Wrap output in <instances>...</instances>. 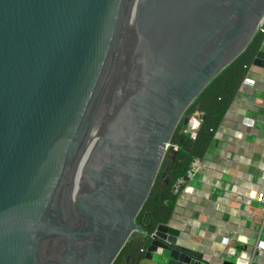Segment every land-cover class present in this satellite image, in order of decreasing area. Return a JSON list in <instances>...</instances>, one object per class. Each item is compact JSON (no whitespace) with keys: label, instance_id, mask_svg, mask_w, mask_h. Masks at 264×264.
<instances>
[{"label":"water","instance_id":"1","mask_svg":"<svg viewBox=\"0 0 264 264\" xmlns=\"http://www.w3.org/2000/svg\"><path fill=\"white\" fill-rule=\"evenodd\" d=\"M263 20L264 0H0V264H113L133 233L153 264H238L136 218Z\"/></svg>","mask_w":264,"mask_h":264},{"label":"crops","instance_id":"2","mask_svg":"<svg viewBox=\"0 0 264 264\" xmlns=\"http://www.w3.org/2000/svg\"><path fill=\"white\" fill-rule=\"evenodd\" d=\"M256 71L261 75L264 69ZM257 90L264 91V83ZM246 91L238 95L239 102L252 92ZM254 95L251 108H246L236 120L226 114L218 135L220 146L209 165L211 170L200 173L196 184L192 179L185 186L173 218L174 224L183 229L184 236L197 249L209 257L240 264H264V249L257 247L258 241L264 240L263 202L246 197L250 190L264 187L257 165V158L264 153V97ZM244 116L255 120V126L245 132L240 130L244 127ZM225 174L230 176L229 181L223 179ZM224 237L230 238L227 246L222 242ZM142 264L152 263L144 258Z\"/></svg>","mask_w":264,"mask_h":264},{"label":"trees","instance_id":"3","mask_svg":"<svg viewBox=\"0 0 264 264\" xmlns=\"http://www.w3.org/2000/svg\"><path fill=\"white\" fill-rule=\"evenodd\" d=\"M262 35L257 33L246 50L220 72L187 108L184 116L202 112L201 125L195 139L185 131L184 120L179 123L172 143L178 149L169 148L155 180L152 191L139 212L136 221L154 231L158 224L174 218L180 191L175 190L179 178L186 176L196 157H203L215 141V132L222 124L232 102L236 99L246 67L252 64L261 47ZM149 239L133 233L113 264H141L145 258Z\"/></svg>","mask_w":264,"mask_h":264},{"label":"built area","instance_id":"4","mask_svg":"<svg viewBox=\"0 0 264 264\" xmlns=\"http://www.w3.org/2000/svg\"><path fill=\"white\" fill-rule=\"evenodd\" d=\"M259 34L262 35V41L261 44L263 43L264 40V20L262 21V23L259 26ZM247 71L245 76L243 77L240 87H239V92L238 95L240 94V92H244L247 93L246 90L251 89L252 92L250 93L248 98H244V100H242L241 102H239L236 99L232 102L229 110L227 111V115L232 116V118H236L243 115L244 111L246 110V108H251L252 106V102H251V98H253V96H255V91L257 90V87L260 83H264V75L263 73H256V69L260 68L257 67L253 64H250L248 66H245ZM201 115L202 112L200 111H196L193 114H191L188 118V122L185 126V131L190 135L191 138L195 139L197 136V132L199 130V127L201 125ZM244 125L243 129H240L242 131H247L250 130L251 128H253L255 126V120L254 119H250L248 117L243 118V123ZM222 124L219 126V128L216 130L215 132V141L211 144V146L208 148L206 154L203 157H196L192 163L190 164V167L187 171L186 176H183L181 178H179L178 182L175 185V190L178 192L180 191V194L182 193V191L184 190L185 186L192 180L194 179L197 174L200 173H204L207 172V170H211V167H209V165L212 163V161L216 158L215 152L216 149L218 147V145L220 146V141H219V133L221 130ZM170 148H174L175 150L178 149V145L174 144L171 142ZM258 159V169L260 170V175L262 177V179L264 178V153H261V157L257 158ZM240 162H243L242 160H239ZM248 199L252 200V199H257L263 202V206H262V210L264 211V187L262 190H256V189H252L248 192L247 196ZM230 238L229 237H224L222 242L224 243L225 246H227L229 244ZM257 247L260 249H264V240H259ZM147 249H141V251L146 252ZM240 264V263H238ZM248 264H251L250 262Z\"/></svg>","mask_w":264,"mask_h":264},{"label":"rangeland","instance_id":"5","mask_svg":"<svg viewBox=\"0 0 264 264\" xmlns=\"http://www.w3.org/2000/svg\"><path fill=\"white\" fill-rule=\"evenodd\" d=\"M263 73H264V72H263ZM255 93H256V96H258L260 99H262V98L264 97V91L256 90ZM248 115H251V113L249 112ZM185 126H186V125H185ZM185 126H184V128H185ZM249 139L252 140V141L255 140V138H253V137H249ZM167 153H168V152H167ZM253 161H254V160H253ZM253 164L256 165L257 162L254 161ZM200 176H201L200 174H197V176L194 178V180H193L192 183H193V184H196L195 180H199V179H200ZM223 179L226 180V181H229L231 178H230L229 175H226V174H225V175L223 176ZM202 226L205 227V224L203 223ZM206 256H207L208 258H211V257L208 256V253H206ZM230 259H231V258H230ZM231 261H232V260H231ZM151 263H152V262H151ZM141 264H142V262H141ZM152 264H153V263H152ZM157 264H164V262H158Z\"/></svg>","mask_w":264,"mask_h":264}]
</instances>
